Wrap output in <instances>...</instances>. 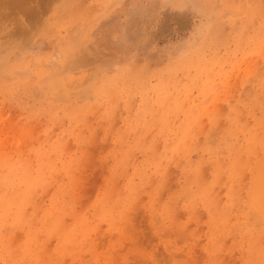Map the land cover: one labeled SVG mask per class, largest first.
<instances>
[{"label": "rangeland", "instance_id": "rangeland-1", "mask_svg": "<svg viewBox=\"0 0 264 264\" xmlns=\"http://www.w3.org/2000/svg\"><path fill=\"white\" fill-rule=\"evenodd\" d=\"M0 264H264V0H0Z\"/></svg>", "mask_w": 264, "mask_h": 264}]
</instances>
